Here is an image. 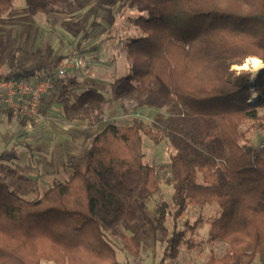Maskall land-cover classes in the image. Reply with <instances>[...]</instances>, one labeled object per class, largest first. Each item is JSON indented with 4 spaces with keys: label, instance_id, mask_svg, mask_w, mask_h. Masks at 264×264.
<instances>
[{
    "label": "trees",
    "instance_id": "trees-1",
    "mask_svg": "<svg viewBox=\"0 0 264 264\" xmlns=\"http://www.w3.org/2000/svg\"><path fill=\"white\" fill-rule=\"evenodd\" d=\"M15 1L0 0V18L11 12ZM137 4L149 14L133 19L141 35L127 44L129 73L111 83L110 100L91 87L77 97V105L103 123L111 100L176 102L199 122L202 148L189 146V152L170 157L174 193L171 204L161 202L158 207L164 236L171 206L177 221L189 207L218 205L220 214L210 221L209 240L226 243L228 251L207 264H254L257 258L264 264V157L250 142V129L243 131L249 123L264 128V78L254 87L251 72L232 70L251 58L264 63V0ZM63 61H49L41 51L8 53L0 45V81L52 79ZM73 79L69 84H76ZM66 90L64 81H54L53 91ZM52 95L44 98L42 113ZM254 95L260 102H251ZM143 136L155 144L161 140L138 120L105 126L90 138L81 158L67 160L68 180L54 182L36 201L21 197L5 182L11 158L0 153V264H118L107 233L117 235L119 220L126 215L133 222L137 214L134 208H114L115 196L134 188L142 198L160 192L158 171L145 162ZM118 235L134 252L136 240ZM182 237L176 232L167 238L169 256L175 257Z\"/></svg>",
    "mask_w": 264,
    "mask_h": 264
},
{
    "label": "rangeland",
    "instance_id": "rangeland-1",
    "mask_svg": "<svg viewBox=\"0 0 264 264\" xmlns=\"http://www.w3.org/2000/svg\"><path fill=\"white\" fill-rule=\"evenodd\" d=\"M148 14L137 0H17L11 12L1 16L0 45L8 53L17 49L41 51L49 61L76 53L83 60L81 69L61 78L67 90L53 91L52 96H58L60 101L52 109L51 104L47 105L42 118L15 119L0 102V153L11 158L3 177L21 197L36 201L54 182L68 180L65 163L72 156L81 158L87 142L102 128L141 121L161 138L155 144L143 136L145 162L157 169L160 192L142 198L134 188L128 195L115 196L114 208H134L137 214L133 222L126 215L119 220L115 225L117 235L107 233L118 264H207L228 251L226 243L209 240L210 221L220 214L218 205L189 207L177 221L171 206L165 224L167 237L158 223L159 204H171L174 193L170 157L179 151L189 152V146L202 148L199 122L173 100H160L154 105H145L137 97L111 100L105 106L103 123L92 120L87 108L77 105V97L91 87L111 99V83L130 71L127 44L141 35L133 19ZM245 63L253 79L250 84L256 86L253 81L258 74L263 80L264 68L255 72L249 59ZM232 70L242 69L234 66ZM72 78L76 84H69ZM260 112L264 115V109ZM251 126L252 123L245 125L243 131L250 129V142L264 157V128ZM199 220L201 223L195 227ZM176 232L183 237L174 257L169 256L167 238ZM118 234L136 240L134 252ZM254 264L261 262L257 258Z\"/></svg>",
    "mask_w": 264,
    "mask_h": 264
},
{
    "label": "built area",
    "instance_id": "built-area-1",
    "mask_svg": "<svg viewBox=\"0 0 264 264\" xmlns=\"http://www.w3.org/2000/svg\"><path fill=\"white\" fill-rule=\"evenodd\" d=\"M83 66V60L76 53H71L62 62L52 79L39 82L26 80L0 81V102L4 103L15 119L42 118L41 112L43 100L54 90V81L65 77L72 70H79ZM253 80V79H252ZM251 80V81H252ZM256 87V86H254ZM259 97L254 95L251 102L258 103Z\"/></svg>",
    "mask_w": 264,
    "mask_h": 264
},
{
    "label": "bare ground",
    "instance_id": "bare-ground-1",
    "mask_svg": "<svg viewBox=\"0 0 264 264\" xmlns=\"http://www.w3.org/2000/svg\"><path fill=\"white\" fill-rule=\"evenodd\" d=\"M254 61H259V64L254 63ZM249 62H250V64H252V67H253L255 72H260V70H262L264 68V63L260 59L251 58V59H249ZM240 68L241 69H247L248 68V64L245 63ZM257 76H259V78L258 79H254V81H253L254 85H259L262 82V78L260 77V75L258 74Z\"/></svg>",
    "mask_w": 264,
    "mask_h": 264
},
{
    "label": "crops",
    "instance_id": "crops-1",
    "mask_svg": "<svg viewBox=\"0 0 264 264\" xmlns=\"http://www.w3.org/2000/svg\"><path fill=\"white\" fill-rule=\"evenodd\" d=\"M58 97V96H57ZM57 97H55L52 101H51V107H50V109H52V106L54 107V105H57V102H59L60 100H58L59 98H57Z\"/></svg>",
    "mask_w": 264,
    "mask_h": 264
},
{
    "label": "snow or ice",
    "instance_id": "snow-or-ice-1",
    "mask_svg": "<svg viewBox=\"0 0 264 264\" xmlns=\"http://www.w3.org/2000/svg\"><path fill=\"white\" fill-rule=\"evenodd\" d=\"M254 63L259 64V61H254Z\"/></svg>",
    "mask_w": 264,
    "mask_h": 264
},
{
    "label": "water",
    "instance_id": "water-1",
    "mask_svg": "<svg viewBox=\"0 0 264 264\" xmlns=\"http://www.w3.org/2000/svg\"><path fill=\"white\" fill-rule=\"evenodd\" d=\"M242 70H245V69H242ZM262 75H263V77H264V72H263V74H262Z\"/></svg>",
    "mask_w": 264,
    "mask_h": 264
}]
</instances>
